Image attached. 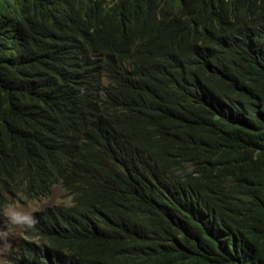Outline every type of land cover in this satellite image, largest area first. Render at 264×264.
Listing matches in <instances>:
<instances>
[{"label":"trees","instance_id":"obj_1","mask_svg":"<svg viewBox=\"0 0 264 264\" xmlns=\"http://www.w3.org/2000/svg\"><path fill=\"white\" fill-rule=\"evenodd\" d=\"M59 1L66 0H0V47L8 49L5 8L24 13L27 36L19 38L33 43L35 19ZM179 1L173 27L162 13H171L169 2L120 0L99 8L95 27L83 30L94 70L78 120L85 117L86 126L87 104L108 110V121L94 120L85 140L71 146L60 179L72 205L59 208L56 225H47L42 264H115L117 258L120 264H264V33L254 27L211 31L203 19L224 20L248 2L264 10V0ZM119 20L134 22L123 35L116 33ZM149 130L200 147L205 175L174 196L148 195V175L161 157L149 151L146 157L131 138ZM17 137L20 160L10 169L13 179L7 175L14 187L24 177L20 164L30 169L38 160L29 132ZM50 181L51 170L40 161L25 191L31 197ZM113 215L135 228L123 242L102 236ZM134 249L144 256L135 258Z\"/></svg>","mask_w":264,"mask_h":264},{"label":"clouds","instance_id":"obj_2","mask_svg":"<svg viewBox=\"0 0 264 264\" xmlns=\"http://www.w3.org/2000/svg\"><path fill=\"white\" fill-rule=\"evenodd\" d=\"M119 1L66 0L49 5L46 13L35 19V42L27 41L25 44L19 38L20 34L27 36L24 30L26 21L21 19L24 13L18 11L15 5L5 8L2 30L8 49L0 47V58L6 61V68L0 63V230L7 216L13 226H23V233L16 242L15 250L9 251L2 264H42L46 261V227L56 225L59 208L72 205V196L66 193L61 184L62 168L68 163L72 144L85 140L89 126H94V120L107 124L109 114L108 110L89 108L86 104L83 107L88 110L86 126L85 117L81 116L78 120L81 97L88 86L89 74L94 70L92 49L82 32L95 27L99 8L115 7ZM165 1L171 4V13H162L167 14L173 27L174 14L180 1ZM162 13H157L158 20L162 19ZM235 14L239 15V19ZM203 19L211 31V27H254L264 33V10L253 9L249 2L241 8L227 11L224 20L214 17ZM118 23L122 27L116 33L123 35L125 25L134 22L119 20ZM101 83L106 85L104 80ZM24 129L29 132V140L35 147L38 160L30 169L20 164L24 177L22 184L14 187L7 175L13 179L10 169L19 162L22 149V142L17 136ZM167 142H170L169 146ZM131 143L133 147L141 149L146 157L148 151L161 157L159 165L148 175V195L160 190L169 197L174 196L180 186L201 179L207 171L204 151L187 139L171 134H150L149 130L134 135ZM40 161L49 166L51 181L43 191L37 190L30 197L24 185ZM135 183L133 191H137L139 178ZM55 187L62 188L64 195L70 198L69 204L54 203L29 214L6 213L9 205L18 197L41 199L49 196ZM70 216L63 219V225L67 224ZM109 222L110 225L102 230V236L106 239L118 237L123 242L125 236L135 233L128 220L113 215ZM120 253L122 256V250ZM132 255L137 259L144 256L138 249H134ZM114 262L120 264V259ZM50 263L53 264L51 260Z\"/></svg>","mask_w":264,"mask_h":264},{"label":"rangeland","instance_id":"obj_3","mask_svg":"<svg viewBox=\"0 0 264 264\" xmlns=\"http://www.w3.org/2000/svg\"><path fill=\"white\" fill-rule=\"evenodd\" d=\"M69 197L64 195L62 188L55 187L49 196L41 199H27L23 196L18 197L9 205L6 213L12 214H29L39 210L47 205L54 203L69 204ZM23 233V226H13L6 216V223L0 230V264L4 263V259L9 251L15 250V245Z\"/></svg>","mask_w":264,"mask_h":264}]
</instances>
